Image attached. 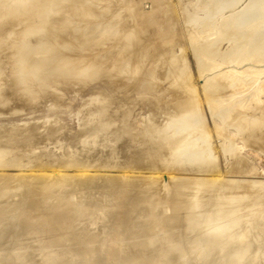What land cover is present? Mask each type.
<instances>
[{"label":"bare ground","instance_id":"obj_1","mask_svg":"<svg viewBox=\"0 0 264 264\" xmlns=\"http://www.w3.org/2000/svg\"><path fill=\"white\" fill-rule=\"evenodd\" d=\"M142 1L0 0V114L98 86L76 130L53 109L0 118V264H264V180L246 177L260 169L226 129L264 144V0L226 16L242 0H211L218 11L207 0L221 19L207 23L203 5H186L205 24L187 36L216 137L230 143L226 174L185 52L173 51L185 33L176 7Z\"/></svg>","mask_w":264,"mask_h":264},{"label":"rangeland","instance_id":"obj_2","mask_svg":"<svg viewBox=\"0 0 264 264\" xmlns=\"http://www.w3.org/2000/svg\"><path fill=\"white\" fill-rule=\"evenodd\" d=\"M206 1L207 0H203V1H199V0H169V2L173 5V7L175 8V11H176V15L178 14V16H179V19H178V16H177V19L178 20H180L179 21V27H180V29L182 28L183 29V31H182V29H181V31H182V33H184L183 34V36L185 37V36H187V35H189L190 34V32L192 33L193 31H196L197 29H200V27H198V26H201V24L203 25V26H205V24H204V22H201V20H203V18H201V17H203V16H205L206 15V13L204 12V11H207L208 13V15H206V17L208 16V18H205L204 17V20H206L205 22L207 23V21L209 22L210 20H209V17H210V19L212 18V20L211 21H213V16H214V14H213V16L211 17V13H212V10H211V6H209L208 7V9L209 10H211V11H208L207 10V8H205V3H206ZM210 1V2H209ZM209 1H207V5L206 6H208L209 4H208V2L210 3V4H212V8L214 9L215 8V5H217V4H215L216 3V0H214V2L215 3H211V0H209ZM222 1V0H221ZM221 1H218L217 0V3H218V5L216 6V8H220V2ZM243 1V0H242ZM238 1V4L240 3V5H238V6H236V4L233 6V7H231L230 9L228 8V10H227V8H226V10H223V14L226 16V12H229L230 14L231 13H234V12H236V11H238L239 9H241V7H244V6H241V5H246L247 4V2L249 1ZM145 2V3H144ZM202 2V3H201ZM246 2V3H245ZM200 5H199V4ZM227 3V2H226ZM245 3V4H244ZM194 4H195V6H196V8L198 7L197 5H199V6H201L202 7V5H203V8H201V7H199V8H201V10H200V12L199 11H197V13L201 16L200 18H201V20H197V22H200L199 24L197 23V22H192L191 23V21L192 20H188V18H191V16L193 17L194 15V13H196V12H194V10H196V8H195V6H194ZM197 4V5H196ZM152 5V6H151ZM186 5H188V7L186 6ZM194 6V8H193V6ZM213 5H214V7H213ZM224 5V4H223ZM223 5H221V9H222V6ZM142 6H143V9L145 10V11H147L148 12V9H149V12H153V11H151V10H153L154 9V6H153V1L152 0H143L142 1ZM183 6V7H182ZM185 6V7H184ZM237 7H238V9H237ZM151 8V9H150ZM183 8V9H182ZM184 8L186 9V10H184ZM190 9L191 11H193L192 13L190 12V10H188V9ZM214 9V10H217V9ZM194 9V10H193ZM202 9H204V10H202ZM206 9V10H205ZM231 9H232V11H233V9H234V11L232 12L231 11ZM237 9V10H236ZM218 11V10H217ZM217 11H214V13L215 12H217ZM185 12V13H184ZM189 12H190V14H189ZM188 14V16H185V14ZM209 13H210V16H209ZM229 13H228V15H229ZM186 14V15H187ZM192 14V15H191ZM220 15V14H219ZM190 16V17H189ZM198 16V15H197ZM187 19H186V18ZM215 17V19L218 17L217 15L216 16H214ZM194 18H197L198 19V17H194ZM219 18V17H218ZM217 18V20L219 21V20H221V19H218ZM214 19V20H215ZM203 20V21H204ZM185 21H186V23H185ZM187 21H188V23H187ZM190 21V22H189ZM210 21V22H211ZM195 23H197L196 25H197V27L198 28H196V25H195ZM187 24V25H186ZM192 24V26H189V25H191ZM193 24L195 25V27H193ZM189 26V27H188ZM196 28V29H195ZM201 28H202V30L204 29V27H202L201 26ZM206 28V27H205ZM195 29V30H194ZM190 30V31H189ZM192 30V31H191ZM201 30V29H200ZM188 32H189V34H188ZM183 36H181L180 38H179V43L175 46V48H174V52L175 53H184L185 54V56H186V58H187V62H188V66H189V68H190V70L192 71V77H191V82H192V84H194L195 86H197V90H198V93H199V95H200V97H201V101H202V99H203V105H204V111H205V114L207 113V116H208V120H209V125H210V131L212 132L211 133V142H210V144H211V146L214 148V153H215V159H216V162L221 166V170H222V172L224 173V174H226V168H225V166L227 165L226 163H225V152H223L222 151V143H226V145H229L230 143H229V141L228 140H224L222 137L221 138H219V137H216V135H218L216 132H215V128H214V125H213V122H212V119H210L211 117H210V114H209V109H208V106H207V104H206V99H204L205 98V93H203L204 92V90L201 88V84L203 83V80H202V77H200L201 75H199V73H200V71L198 72V66H197V64H196V59L194 58L195 57V54H194V49H193V46L192 45H190L191 43L189 42V40H188V37L189 36H187V40L183 37ZM205 39H207V38H202V39H199L200 40V43H203L204 42V44L207 42V41H211V40H206L205 41ZM258 40H260L259 38H257ZM219 40V39H218ZM257 40V41H258ZM203 41V42H202ZM243 41V40H242ZM242 41H239V42H242ZM245 41V40H244ZM189 42V43H188ZM211 43V42H210ZM216 43V42H215ZM215 43L213 44V46H215ZM207 44H209L208 42H207ZM234 44V43H233ZM238 44H240V43H238ZM217 45H219V49H221V51H223V50H225V49H227V46H229L230 45V43H228V41H223V40H220V41H217V43H216V48L218 47ZM215 48V47H214ZM264 52V50L262 51V53ZM188 55V56H187ZM224 55H226V54H224ZM240 55V54H239ZM238 55V56H239ZM227 56V55H226ZM243 55H240V57H242ZM263 56H264V53H263ZM243 59H244V56H243ZM242 61H244V63H246L247 64V62L248 61H246V60H241V62ZM243 63V62H242ZM253 63V62H252ZM261 63V65H262V68H264V62H260ZM246 64H244V65H246ZM201 79V80H200ZM96 84V82H94V83H89V84H87V85H76V84H72V86H70L68 89H67V92L63 95V99L65 100H63L62 98L60 99V100H58L57 102H60V104H57V102H55L53 99H51L50 97H47L46 98V100H48L47 101V103H46V101L45 100H43L42 102H41V104L43 103V102H45L44 104H42L43 105V107H42V105L40 104V107H37V108H35V110H34V108H33V111H32V109L29 111V109H27L30 113H31V111L34 113L36 110L37 111H39L40 112V114L41 115H38L39 114V112H37V114H36V112H35V116H34V114L33 113H31L30 115H32V116H30L29 117V115H28V111L27 110H25L26 111V113H24L25 111H22V112H20V114H19V112L18 113H13V114H15V115H13L12 116V114H9V115H6L7 117H4L3 115H4V113L3 114H0V118L1 119H3V121L4 120H10L9 118L12 116V118H11V120H13V119H21V120H24V118H25V116H26V114H27V118H31V117H33V118H35V119H37V118H41L43 115L45 116V114L46 113H48V112H50L51 110L50 109H53L52 111L54 112L55 110H57V112L56 113H59L58 115L59 116H61V118L63 119V120H65L70 126H71V128H73V129H75V128H77L78 129V124H80V121H84L83 119H84V117H85V115L87 114V111H89V109L92 107L93 108V106L90 104L89 105V102L90 101H93L95 98H93L94 96H95V91L97 92L98 91V86L97 85H95ZM200 84V85H199ZM89 85V86H88ZM165 85V87L167 88V86L166 85H168V83H165L164 84ZM244 86H242L241 85V87H242V89H241V87H239L240 89H238V90H240L241 92L239 93V91H237L238 93H236L237 95L238 94H245V93H247L246 92V90H247V88H248V90L247 91H249V86H245V84H243ZM246 85H248V84H246ZM245 88V89H244ZM236 89V90H237ZM203 90V91H202ZM245 91V93H242V92H244ZM93 91V92H92ZM171 91V90H170ZM169 93V94H168ZM92 94L94 95V96H92ZM171 93L170 92H167V95H166V97H164V100H165V102H167V99H169L168 100V102L169 101H172V99H174V97L173 96H171L170 95ZM235 94V95H236ZM90 95H91V99H87V98H89L90 97ZM263 95V96H262ZM48 98H50V100L51 101H53V102H51V101H49V99ZM259 98H264V92L260 95V97ZM64 102H63V101ZM252 100H253V103L254 102H257V99H250L249 101H250V103H249V101H246L247 103H248V105L250 104V106H251V104H253V103H251L252 102ZM87 101H88V103H87ZM51 102L52 104L51 105H53V103H54V106L52 107L49 103ZM165 103L164 105H168V106H170V103ZM243 102H245V97H243ZM46 104H49L50 105V107H47V106H49V105H46ZM85 105V106H84ZM87 105V106H86ZM49 109H47L46 107ZM82 106V107H81ZM86 108H84V107ZM41 107H42V110H41ZM79 107V108H78ZM81 107V108H80ZM38 108H40V109H38ZM44 108V109H43ZM47 110H46V109ZM83 108L85 109V112H83L84 110H83ZM79 109V110H78ZM48 111V112H45V113H43V111ZM58 110H59V112H58ZM64 111L63 112V114L61 113L62 111ZM78 110V111H77ZM51 111V112H52ZM42 112V113H41ZM67 112V113H66ZM82 112H83V114H82ZM149 112V110H148V108L146 107V108H143V109H141V113L142 114H147ZM23 113V114H22ZM60 113H61V115H60ZM77 113H78V115L80 116L79 117V119L80 120H78V115H77ZM51 114V113H50ZM67 114V115H66ZM82 116H81V115ZM3 117H2V116ZM11 115V116H10ZM18 115V116H17ZM38 115V116H37ZM47 115V114H46ZM65 115H66V117H65ZM16 116L18 117V118H16ZM19 116H21V117H23V119L22 118H20ZM27 118H25V120H29V119H27ZM33 118H31V119H33ZM81 122V123H82ZM217 123H219V120L217 119ZM228 124V123H227ZM227 124H224L225 126V128H226V126L228 127L229 126V124L227 125ZM227 129V131H228V129H229V134L231 135H234L235 137H236V139H235V137H232V139L234 138V142H236L235 143V146L237 145V147H239L238 146V144L239 145H241L240 147V151L243 153V152H246V153H243V154H245L247 157L249 156L250 158H251V160L253 161L254 160V163H255V165L257 164L258 165V168L260 169L259 171H258V173L257 174H255L256 176H254V177H248V176H246L247 178H253V180H264V153H261V152H264L263 150H264V144L263 145H259V144H257V143H252V141H247V142H244L243 143V141H242V139L239 137V135L237 136V132L235 131V128H233V127H228V128H226ZM76 130V129H75ZM236 132V133H235ZM213 135V136H212ZM241 139V141L238 139ZM221 139V140H220ZM236 140V141H235ZM239 140V141H238ZM222 141H224V142H222ZM226 141V142H225ZM228 142V143H227ZM219 143V144H218ZM240 143H242L243 145H244V147H245V149L243 148V145L242 144H240ZM247 143V144H246ZM221 144V145H220ZM47 145H48V148L50 149L51 147V149L50 150H54V144L53 143H47ZM216 145V146H215ZM247 147V148H246ZM249 147V148H248ZM243 148V149H242ZM243 151H242V150ZM224 150V149H223ZM258 150V151H257ZM260 150H262V151H260ZM260 151V152H259ZM248 153H250V154H248ZM219 154V155H218ZM229 156V155H228ZM218 157V158H217ZM223 158H224V160H223ZM218 159V160H217ZM226 164V165H225ZM224 165V166H223ZM257 165H256V167H257ZM223 167L225 168V169H223ZM257 168V169H258ZM262 168V169H261ZM261 171V172H260ZM263 171V172H262ZM120 173V172H119ZM223 173H221V171H220V174H223ZM147 174H150V173H147ZM152 174V173H151ZM262 175V176H261ZM163 176H164V178H166V176H168V172H164L163 173ZM258 176V177H257ZM258 178V179H256V178ZM260 177H262V178H260ZM261 204V206H263L264 207V198H263V201L260 203ZM257 219V220H256ZM258 219H260L259 217H255L254 219H253V224L251 225V226H253V225H255L257 222H259V220ZM256 220V221H255ZM254 240H255V238H254ZM258 242V241H257ZM258 246H260V247H258ZM258 246H256L258 249H257V253H260V255H259V257L257 258V260L258 261H260V262H264V242H262L261 241V243L260 242H258Z\"/></svg>","mask_w":264,"mask_h":264}]
</instances>
